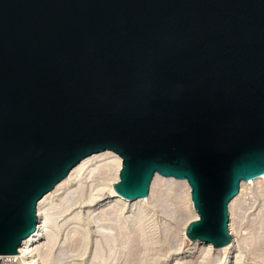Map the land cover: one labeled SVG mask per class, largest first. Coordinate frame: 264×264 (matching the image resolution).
<instances>
[{"label":"water","instance_id":"obj_1","mask_svg":"<svg viewBox=\"0 0 264 264\" xmlns=\"http://www.w3.org/2000/svg\"><path fill=\"white\" fill-rule=\"evenodd\" d=\"M113 190L184 180L189 242H231L228 206L264 176V0H0V256L83 158Z\"/></svg>","mask_w":264,"mask_h":264},{"label":"rangeland","instance_id":"obj_2","mask_svg":"<svg viewBox=\"0 0 264 264\" xmlns=\"http://www.w3.org/2000/svg\"><path fill=\"white\" fill-rule=\"evenodd\" d=\"M244 190L232 220L238 264H264V180ZM162 193L169 212L162 213L144 202L143 211H148L139 219L130 213L129 204L123 210L108 205L97 208L95 202L108 193L99 195L96 188L90 193L97 196L93 202L77 200L76 196L68 202L62 192L53 196L48 209L57 214L56 225L42 240L39 264H199L204 257L202 264H216L214 254L207 256L204 251L196 253L195 259H179L189 243L182 239L181 230L192 219L187 205L190 196L184 191L175 195L164 188ZM177 208L179 216L171 212Z\"/></svg>","mask_w":264,"mask_h":264},{"label":"bare ground","instance_id":"obj_3","mask_svg":"<svg viewBox=\"0 0 264 264\" xmlns=\"http://www.w3.org/2000/svg\"><path fill=\"white\" fill-rule=\"evenodd\" d=\"M120 165L121 160L119 156L109 150L95 153L81 159L71 169L65 179L56 184L52 191L44 195L38 201L36 206V230L31 236L21 242L17 251L18 254L0 256V264H39L37 255H39L38 251L40 250L43 244L42 240L46 237L48 233L53 232L54 226L56 225L54 215L57 214H52L50 212V210L48 209L49 203L53 201V196H58L61 192L64 193L62 198L67 200L68 202L72 200L74 201L75 196L78 197L77 200L81 199L83 201L86 200L87 202H93L94 200H96L97 196H94L90 193L92 190H94V188H96V191L99 193V195L103 192L108 193L106 196L101 195L102 197L95 202V206H97V208H104L108 205L118 206L120 207V210H123V208L127 204H129L131 209L130 213L134 214V218L136 219H139V216L143 215L148 211H143V208L145 206L144 202L151 206H154L155 209H159L162 213L169 212L168 210L170 209V206L168 204V201H166L165 196H163L162 188H164L165 191H171L175 195L179 194L181 191L188 192L190 196L189 188L184 180L164 178L158 174H155L150 184L148 196L145 199H139L130 202L126 201L120 196H118L113 190V184L118 181V172L120 169ZM262 180H264V176L248 182H242L240 184L238 194L229 203L228 214L230 223L228 224V231L231 235V242L228 245L220 249H214L209 243H203L200 241L189 242L188 246L185 247L184 251H182L183 256L179 259L182 260L186 257L193 258L195 255H197L196 253H198L199 251H204L205 255L207 256L212 253L214 254L216 258V264H238V254L233 245L234 231L232 227V220L235 216V210L239 204L241 195L244 194V189L247 188L249 184L255 182L257 183ZM73 186L77 187V189H75L76 191H73ZM65 205L67 204H64V206ZM187 205L192 211L193 215L192 219H190V221H187L181 230V236L183 237L181 238L184 240H187L185 236V229L187 224L197 218L196 213L192 207L190 198L187 202ZM133 210L137 211L134 212ZM171 212L173 215H181L180 208L179 210L177 208ZM204 259L205 257L202 259V261H204ZM202 261H200L199 264H202Z\"/></svg>","mask_w":264,"mask_h":264}]
</instances>
